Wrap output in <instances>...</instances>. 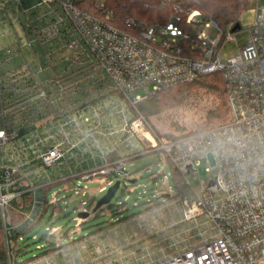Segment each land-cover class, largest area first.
I'll list each match as a JSON object with an SVG mask.
<instances>
[{"label":"built area","instance_id":"2783aa9c","mask_svg":"<svg viewBox=\"0 0 264 264\" xmlns=\"http://www.w3.org/2000/svg\"><path fill=\"white\" fill-rule=\"evenodd\" d=\"M13 1L17 13L33 2L56 14L51 30L58 35L65 25L73 32L88 69L100 73L95 81L110 88L80 98L76 76L41 79L27 61L0 76V214L6 238L5 209L14 200L20 199L14 207L24 214L15 228L27 229L45 207H61V191L48 199L52 188L64 185L84 197L90 193L81 181L95 182L98 175L99 191L106 192L117 180L126 185L135 178L128 161L161 151L190 186L196 162H205L211 178L201 182L192 201L183 200V215H206L216 233L156 264H264V2L256 0L250 9L248 43L223 59V42L233 39L235 25L226 35L213 20L201 24L199 10L188 11L185 19L200 24L193 36L181 27L180 15L164 24L139 23L132 33L111 23L104 2L94 4V14L81 0ZM212 27L219 30L216 39ZM216 72L229 109L228 121L219 126L165 139L138 109L157 92ZM23 197L31 199L27 209ZM90 201H82L83 212L92 208Z\"/></svg>","mask_w":264,"mask_h":264},{"label":"rangeland","instance_id":"374dc122","mask_svg":"<svg viewBox=\"0 0 264 264\" xmlns=\"http://www.w3.org/2000/svg\"><path fill=\"white\" fill-rule=\"evenodd\" d=\"M240 1V29L232 32V40H224L220 51L223 59L237 54L239 48L249 41L248 25L253 18L250 9L256 7V0L251 3L250 0ZM100 2L104 0H95L94 4ZM33 4H25L26 10L21 8L20 13H17L13 0H0V76L27 61L41 79L55 74L76 76L77 82L80 81V98L83 92L88 93L86 96L89 98L98 97L100 92L105 93L110 87L106 82H101L105 85L99 87V82L95 80L101 77L100 73H91L88 69L85 64L87 56L81 53L82 46L72 36L73 32L65 25L59 35L56 31L52 32L51 25L56 20V14L46 8H35ZM65 27L66 32L63 31ZM223 31L228 35L229 27ZM36 33H41L45 49L51 50L50 58L41 52ZM209 34L216 39L219 30L212 27ZM205 81L208 84L215 83L209 79ZM217 97L213 89L195 86L186 100L175 98L171 101L170 98L162 113L152 117L151 122L165 137L166 134L180 136L206 131L227 122L229 118V113L226 118L210 120L208 117L209 109L215 105ZM113 125L119 126V123L116 121ZM115 141L119 144L120 136L115 137ZM127 168L134 174L135 178L132 179H137V182L122 183L110 204L103 206L97 216L91 214L83 218L79 213L84 211L83 200L90 201V195L95 196L94 207L105 194L99 191L100 184L96 181L101 177L98 175L93 178L95 182L81 181L80 185H86L90 193L84 197L76 195L74 190H64V185L52 188L48 192V199L56 191H61L57 195L61 207H48L43 221L30 231L27 242L29 253L22 256L20 261L40 252L38 245L46 243L39 240L43 235L47 241L54 239L57 248L47 255L21 264H156L164 257L198 245L216 233L214 222L206 215L184 219V199L175 197L171 169L161 151L135 157L127 162ZM206 168L204 161L196 162V176L189 180L194 194L200 192L202 181L207 182L211 178ZM167 186L171 187L172 193L166 190ZM160 191L163 193L160 194ZM166 194L170 195L168 199L163 198ZM194 196L188 200L192 201ZM30 200L22 198L23 208H28ZM19 202L20 199H16L11 205L15 206ZM92 208L86 209V212H91ZM6 213L9 219V208ZM105 222L109 226L101 228ZM51 228H55L50 230L53 234H46Z\"/></svg>","mask_w":264,"mask_h":264},{"label":"trees","instance_id":"16d2710c","mask_svg":"<svg viewBox=\"0 0 264 264\" xmlns=\"http://www.w3.org/2000/svg\"><path fill=\"white\" fill-rule=\"evenodd\" d=\"M94 1L95 0H81L80 6L84 9L90 10L94 14H98L97 10L94 8ZM240 5V0H104V9L112 16L111 23L125 31L134 33L139 23L146 26L154 25L155 23L164 24L170 21L173 17L180 15L183 17V20L180 23L181 27L185 32L192 34L193 36H196L197 31L200 29V24L191 26L185 22L188 11H201L204 16V21H201V24L209 20H213L217 26L223 30L229 27L230 24L236 25L239 23L241 17ZM37 37L41 52H44L47 58H50L51 50L45 49L41 36ZM33 50L35 52V49ZM206 79L213 80L215 83L208 84L205 81ZM195 86L211 88L218 94L217 102L209 109L208 117L210 120L226 118V115L229 113V109L222 77L218 72L201 76L193 81L178 84L157 92L156 94L141 101L138 104V109L149 120L153 129L161 137L169 139L188 135L174 136L166 134L167 136L165 137L151 122V118L162 113L170 98L171 101L175 100V98L186 100L188 95H190L191 88H194ZM169 166L171 169L175 197L181 199H191L195 195L194 190L187 182L184 181L182 175L174 165L170 164ZM45 194H47V191H45ZM94 198L90 201V206L92 205V207ZM7 208L10 209L9 219L6 213ZM7 208L5 209V217L8 227V239L5 234L3 218L0 214V264H21L25 261L34 259L35 257L47 255L57 248L54 239H48L47 241V238L43 235L39 240H44L46 243L38 245L37 249L40 250V252L37 255L27 257L20 261L22 256L29 253V250L27 249V242L30 237V231L40 225L48 212V207H45L42 210L36 223L27 229L15 228L18 227L23 220L24 214L20 210L16 209L13 204H10ZM98 211L95 213L96 216L98 215ZM108 226L109 223H106L101 228H107ZM46 234H48V232H46Z\"/></svg>","mask_w":264,"mask_h":264},{"label":"water","instance_id":"95a60500","mask_svg":"<svg viewBox=\"0 0 264 264\" xmlns=\"http://www.w3.org/2000/svg\"><path fill=\"white\" fill-rule=\"evenodd\" d=\"M240 29V23H237L235 27L233 28V31H236ZM137 182V179H131L130 183ZM120 187V180H117L113 185H111L105 194L96 202L94 207L92 208L91 212H80L79 216L83 218H88L89 215L95 214L99 209H101L103 206L110 204L113 197L115 196L117 190ZM170 197L169 194L163 195V198L168 199Z\"/></svg>","mask_w":264,"mask_h":264},{"label":"crops","instance_id":"0c3cea01","mask_svg":"<svg viewBox=\"0 0 264 264\" xmlns=\"http://www.w3.org/2000/svg\"><path fill=\"white\" fill-rule=\"evenodd\" d=\"M188 248V247H187ZM186 248H184L183 250H185ZM183 250H181V251H183Z\"/></svg>","mask_w":264,"mask_h":264},{"label":"snow or ice","instance_id":"6c2138e0","mask_svg":"<svg viewBox=\"0 0 264 264\" xmlns=\"http://www.w3.org/2000/svg\"><path fill=\"white\" fill-rule=\"evenodd\" d=\"M171 27V26H170ZM206 259V258H205Z\"/></svg>","mask_w":264,"mask_h":264}]
</instances>
